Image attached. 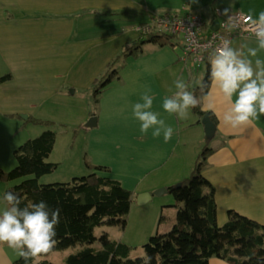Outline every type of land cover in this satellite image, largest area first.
<instances>
[{
	"label": "crops",
	"instance_id": "crops-1",
	"mask_svg": "<svg viewBox=\"0 0 264 264\" xmlns=\"http://www.w3.org/2000/svg\"><path fill=\"white\" fill-rule=\"evenodd\" d=\"M1 5L6 8L0 10V73L10 71L12 77L0 82V117H20L26 121L31 114L52 119L48 116L53 113L52 109H67V116L70 118L69 115L75 114L79 123L93 114V109L87 106L81 111L74 110L69 106H58L53 100L78 89L89 92L92 81L104 71L109 61L126 44L143 35L137 29L138 24L148 21L155 13L183 14L201 10L204 14L211 10L205 17L211 25L218 17L236 10L249 13L255 19L264 11V0H0ZM152 32L162 31L154 29ZM241 45H246V52L248 47L256 48L257 42L254 36L232 38L233 48L239 49ZM249 59L253 65L256 59L264 61V50H259L256 57ZM190 61V58H182L179 34L169 38L156 36L155 39L143 40L136 54L124 56V67L131 64L134 71L123 77L127 76L125 79L133 82L130 87L133 96L141 97L145 89L150 88V94L154 96L152 109L165 119L169 114L162 108L163 99L173 94L177 78L182 77L191 83L187 71ZM117 79L121 81L122 75L118 74ZM68 88L73 92L67 91ZM102 96L100 94L97 100L98 110L95 111L98 123L101 122ZM204 97L201 105L216 123L214 137H220L215 146L211 145L214 149L203 166L204 174L215 187L217 217L220 209L228 207L235 210L239 204L264 207V115L245 127L233 129L222 122L223 113L230 104L224 100L212 78ZM235 98L234 95L233 100ZM50 102L51 108L43 114V108ZM190 111L191 108L185 120L190 119ZM24 114L28 116L24 117ZM169 118L172 124H167L177 132L170 149L147 164L143 168L146 170L138 174L135 181L123 176L129 175L127 172L117 171L113 175L132 190V204H143L148 200L138 202V193L167 186L193 168L198 153L193 150L187 165L183 151L190 144L189 138L184 137L186 124L174 115H169ZM71 121L67 117L63 120L66 123ZM0 124L4 126L7 123ZM189 124L197 127L201 121L193 120ZM141 138L147 141L148 133ZM134 149L132 147L127 153L130 159L134 157ZM120 162L126 165V162ZM108 165L114 167L115 164ZM156 168L157 171L149 172ZM150 175L151 178L148 177ZM224 216L226 213L222 211ZM175 220L176 214L162 224L169 228ZM7 248L6 244L0 243V264H11L18 256L15 250ZM210 264L232 263L212 256Z\"/></svg>",
	"mask_w": 264,
	"mask_h": 264
},
{
	"label": "trees",
	"instance_id": "trees-1",
	"mask_svg": "<svg viewBox=\"0 0 264 264\" xmlns=\"http://www.w3.org/2000/svg\"><path fill=\"white\" fill-rule=\"evenodd\" d=\"M151 32L126 44L94 78L91 87L96 100L103 88L118 76L116 62L123 55L136 54L143 40L178 35ZM10 77V71L0 73V82ZM203 82L207 87L201 91L198 86L195 92L205 95L211 83L210 64H207ZM192 109L200 117L208 112L201 104ZM91 113L96 112L91 110ZM26 121L54 122L31 114ZM55 141L56 132L50 127L27 137L14 149L16 164L9 169L0 166V180L32 174L11 184L8 191L20 194L21 207L43 200L50 209H60L54 249L73 247L66 254L64 264H210L212 256L232 264H264V223L232 208L228 209V218L223 224L217 221L215 187L203 172L204 163L214 149L212 146L203 147L189 174L167 185V191L176 198L175 222L167 230L149 236L143 243L144 255L129 256V244L111 236L107 230L96 234L94 228L102 222L125 225L133 201L132 190L111 175L110 166L106 164H96L92 171L70 180L40 182V175L57 166L56 161L47 159ZM163 217L162 214L161 219ZM96 241L99 245L94 244ZM46 255L28 264H55ZM11 264L26 262L17 256Z\"/></svg>",
	"mask_w": 264,
	"mask_h": 264
},
{
	"label": "rangeland",
	"instance_id": "rangeland-1",
	"mask_svg": "<svg viewBox=\"0 0 264 264\" xmlns=\"http://www.w3.org/2000/svg\"><path fill=\"white\" fill-rule=\"evenodd\" d=\"M2 7L3 9L6 8L4 5H1L0 10ZM210 12L211 10H206L204 16L207 17ZM124 56L116 62L118 74L122 75V80L118 81V76H115L100 93L103 95L101 98L102 113L101 122L98 125L85 128L82 125L83 122H78L75 114L69 115L73 121L70 123L63 122L66 117L70 120L67 116V109H52L53 113L48 115L54 121L51 124L25 121V119L20 117L15 119L7 116L0 117V122L7 123L4 126L0 124V166L5 169L14 166L16 164L14 149L27 137L37 135L44 128L50 127L56 132V141L47 159L56 161L57 166L54 170L40 175V182L70 180L73 176L92 171V167L96 164L108 165L109 163L115 164L114 167L110 165L111 175H115L117 171L127 172L129 175L123 174V176L135 181L136 176L143 172V170H146L143 168H146L147 164L157 159L164 150L167 152L170 149L169 145L173 142L177 132L174 130V135L168 142H165L162 136L153 137L151 130L148 132L149 139L147 141L141 138L144 133L140 131L139 122L132 116V105L140 101V96L136 97L132 95L130 87L133 82L125 79L128 78L127 76L123 77V75L134 71L131 64H128L126 68L124 67L126 65L125 63L123 64ZM193 64H195V67H193ZM188 66L189 69L187 71L191 78L189 86L190 89L195 90L200 82L203 81L207 70V62L205 60L194 62L191 60ZM67 91L73 92L70 88ZM100 94L98 98H100ZM195 94L203 102L205 95L203 93L200 94L198 91ZM97 100L92 95L91 87L89 92L78 89L76 92L65 94L62 98L53 101L58 106H69L71 109L74 108V110L81 111L88 106L97 111ZM51 103L46 104L45 108H43V114H45L47 109L51 108ZM189 118L186 120L181 119V122L186 124L184 129H187V131H184V137L189 138L190 141L188 147L183 149L187 165L189 164V157L193 150H197L196 152L199 154L203 151L205 145L215 146L220 139L219 135L213 136L214 138L206 136L201 121L202 117L193 111L192 108L189 112ZM199 118L201 121L200 126L190 127L192 124L189 123ZM165 120L166 123L172 124V119L169 118V115H166ZM176 128L179 130L178 127ZM200 139H202V142H198ZM132 147L136 149L132 152L134 157L130 159L127 153L130 152ZM157 152L160 153L154 155ZM120 161L126 162V165ZM191 169L187 171V174L190 173ZM155 171H157V168L151 169L149 172ZM28 176L33 175L27 174L10 180H0V194H2L0 195V212L8 207L3 200L4 193L8 192L6 188ZM148 177L151 178V175ZM175 203L176 198L170 191L154 193L153 197L143 204H137L136 202L132 204L127 214L125 225L102 222L95 226L94 232L99 234L103 230H107L111 236L120 238L131 246L129 256L144 255L143 243L151 234L167 230L168 227H164L162 223L168 222L172 217H175ZM228 209V207L220 209L217 217L219 224H223L227 220ZM238 209L235 210L242 211L241 213L254 217L264 223V207L256 208L239 204ZM222 211L226 213V216L222 217ZM162 214L164 217L161 219ZM94 244L99 245L98 241ZM7 249L9 250V248ZM72 249V246L53 249L46 256L50 257L55 264H64L66 254Z\"/></svg>",
	"mask_w": 264,
	"mask_h": 264
},
{
	"label": "clouds",
	"instance_id": "clouds-1",
	"mask_svg": "<svg viewBox=\"0 0 264 264\" xmlns=\"http://www.w3.org/2000/svg\"><path fill=\"white\" fill-rule=\"evenodd\" d=\"M248 21L256 48L248 47L245 52L246 45L237 49L229 40H224L209 57L211 78L230 104L223 113L222 122L233 129L245 127L264 115V61L256 59L253 65L249 59L264 50V11L256 19L249 16ZM174 87L173 94L164 97L162 108L170 116L184 119L190 108L200 106L201 99L182 77L174 81ZM199 87L203 91L207 85L201 81ZM150 93L151 89L146 88L140 101L132 105V116L139 122L142 133L151 130L153 137L163 135L168 142L174 135V128L160 117V113L152 110L154 96ZM3 200L8 207L0 212V243L15 250L26 264L50 253L57 243L60 209H50L43 200L21 207L20 194L12 191L5 192Z\"/></svg>",
	"mask_w": 264,
	"mask_h": 264
},
{
	"label": "built area",
	"instance_id": "built-area-1",
	"mask_svg": "<svg viewBox=\"0 0 264 264\" xmlns=\"http://www.w3.org/2000/svg\"><path fill=\"white\" fill-rule=\"evenodd\" d=\"M217 15L220 12L217 11ZM249 13L236 10L218 17L217 28H212L201 10L180 13H155L148 21L139 23L137 29L147 34L154 29L181 34L182 58L194 61H209L211 53L224 40L231 42L234 36H253L249 31ZM253 18V17H252ZM255 19V18H253Z\"/></svg>",
	"mask_w": 264,
	"mask_h": 264
},
{
	"label": "water",
	"instance_id": "water-1",
	"mask_svg": "<svg viewBox=\"0 0 264 264\" xmlns=\"http://www.w3.org/2000/svg\"><path fill=\"white\" fill-rule=\"evenodd\" d=\"M217 26H218V21L215 20L211 24V27L217 28ZM27 116H28L27 114H24V117H27ZM201 121L203 123L206 136L208 138H212L216 132V123L211 118L209 112H205L203 114ZM97 124H98V116H97V114L93 113L83 122L82 125L85 128H89V127L95 126ZM165 191H167V186H161V187L155 188L152 192L151 191L140 192L137 194V200H138V202H144L147 199H149L153 195V193H162Z\"/></svg>",
	"mask_w": 264,
	"mask_h": 264
}]
</instances>
